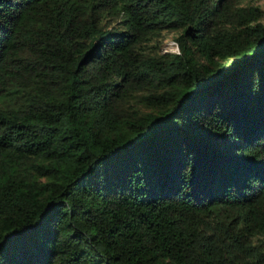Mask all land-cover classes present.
Instances as JSON below:
<instances>
[{"label":"trees","instance_id":"16d2710c","mask_svg":"<svg viewBox=\"0 0 264 264\" xmlns=\"http://www.w3.org/2000/svg\"><path fill=\"white\" fill-rule=\"evenodd\" d=\"M0 264H264V0H0Z\"/></svg>","mask_w":264,"mask_h":264},{"label":"rangeland","instance_id":"374dc122","mask_svg":"<svg viewBox=\"0 0 264 264\" xmlns=\"http://www.w3.org/2000/svg\"><path fill=\"white\" fill-rule=\"evenodd\" d=\"M163 50L165 51H174L175 47L173 45V42L171 40H166L163 46Z\"/></svg>","mask_w":264,"mask_h":264}]
</instances>
